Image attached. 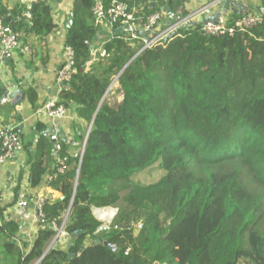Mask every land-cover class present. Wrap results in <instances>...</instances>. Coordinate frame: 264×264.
Instances as JSON below:
<instances>
[{
	"label": "trees",
	"instance_id": "trees-1",
	"mask_svg": "<svg viewBox=\"0 0 264 264\" xmlns=\"http://www.w3.org/2000/svg\"><path fill=\"white\" fill-rule=\"evenodd\" d=\"M53 1L35 0L26 10L0 6V17L17 30L27 18L28 32L42 38L57 25ZM124 1L141 21L161 8L165 12V5L177 16L183 2ZM92 4L71 0L65 9L72 23L64 46L74 51V72L57 102L67 108L75 103L77 115L92 124L81 158L67 155L66 171L50 183L61 198L42 208L45 219L53 220L71 204L64 231L72 243L44 253L56 234L44 223L22 256L10 242L17 223L3 220L4 250L16 253L15 264L40 257L39 264H264V14L261 23L231 36L203 35L201 23L189 21L139 53L136 45L112 34L101 45L109 56L92 61L98 33ZM245 14L231 13L228 21ZM115 78L121 102L111 106L103 100L99 106ZM26 96L36 109L33 88ZM51 151L50 138L40 135L30 152L31 187L42 181ZM153 165L164 171L157 181H131L134 171ZM97 177L126 186L96 194L86 182ZM102 220H142L143 228L137 234L102 232ZM77 230L85 232L73 235ZM96 239L116 244L117 251L91 245Z\"/></svg>",
	"mask_w": 264,
	"mask_h": 264
},
{
	"label": "crops",
	"instance_id": "crops-1",
	"mask_svg": "<svg viewBox=\"0 0 264 264\" xmlns=\"http://www.w3.org/2000/svg\"><path fill=\"white\" fill-rule=\"evenodd\" d=\"M21 1L0 0V6L11 10L16 4L21 7L24 4H20ZM69 1L71 0H56L51 3L57 25L45 37L39 38L28 32L30 22L26 18L18 31L21 33L22 45L27 46L29 51L18 49L12 58L0 64L1 94L5 89L11 90L14 88L20 89L22 92L19 110H16L15 106L14 108L11 107L12 102L10 99L5 103L0 100V124L17 128L24 144V150L21 153L8 160L5 165L0 166V187L3 194L0 226L3 220L17 223L18 230L10 238V242H14L19 247L22 256L30 250L37 236V231L41 227V224L36 223L33 217L36 199L42 194L51 195L52 198L49 201L61 198L58 191L45 185V177L51 172L50 170L54 164L53 141H51L52 151L47 160L48 170H46L39 185L30 186V152L34 149V143L40 135L49 138L53 133H57L63 144L64 152L69 156L74 155L81 151L83 141L91 126L89 122L77 115L75 103L68 107L67 117L60 120L49 117L40 110L49 101H59L60 88L56 82V72L63 60L64 38L68 21L65 9L69 7ZM154 1L156 4V0ZM208 1L210 0H183L182 6L176 9L177 16L175 14L174 16L179 17L178 15H182L184 12L193 13ZM25 3L27 9L30 3L28 1ZM242 5H248L252 12L259 11L264 14V7L260 6V0H242ZM216 11H218V8L213 6L210 13L205 12L197 15L189 21L198 22L200 19H207L209 15H213ZM165 13L167 15L166 22H168L170 16L167 11ZM230 14L229 11L227 16ZM19 20L20 18L17 17L15 22ZM110 32L111 28L107 24L101 26L98 30L95 47L91 51L92 61L98 56L95 51L101 47ZM30 87L37 94L36 109L32 108L26 96V90ZM118 87L117 81H114L103 98L111 106H116L123 98L122 91H118ZM82 135L84 136L83 141L81 140ZM20 194H24L28 201V205L24 209L17 206ZM71 243L72 238L66 232L57 237L54 235L46 245L44 253L52 247L66 249ZM16 258V253L4 250L0 240V263L15 264Z\"/></svg>",
	"mask_w": 264,
	"mask_h": 264
},
{
	"label": "built area",
	"instance_id": "built-area-1",
	"mask_svg": "<svg viewBox=\"0 0 264 264\" xmlns=\"http://www.w3.org/2000/svg\"><path fill=\"white\" fill-rule=\"evenodd\" d=\"M26 1L32 3L35 0H22V3L19 2L20 4L24 3L21 7H26ZM210 1L205 3L201 8L195 10L193 13L186 14L182 17H176L171 23L166 22L167 15H165L166 13L162 8L160 11H155L149 14L144 21H141L140 18L135 15L133 8L130 10L128 4L124 0H92L91 15L93 23L98 30L105 24L111 28V32L106 40H108L112 34L120 35L121 38L129 42L130 46L133 47L136 45L138 50L137 53H139L145 48L166 41L172 36L174 30H177L182 25L186 26L190 19L205 13L208 8H212L216 3L222 0H213L212 3H209ZM228 19L229 16H227V14L218 16L215 23L208 18L202 19L203 21L200 28L201 33L203 35L231 36L235 32L247 31L253 26L261 23L263 15L260 12H251L233 20L231 23H229ZM18 49H22L26 52L29 51L27 46L24 47L22 45L21 33L13 27L12 21L0 17V64L12 58ZM95 52L99 57L109 56V53H107L102 47L98 48ZM73 72L74 51L70 46H64L63 60L56 72V82L60 90L66 86V83L70 80ZM114 81H116V78L112 83H114ZM8 101L9 99L7 97L1 98L2 103ZM15 109L19 110L17 106H15ZM40 110L49 117L59 120L64 119L68 115V108L63 104H58L54 101L47 102ZM49 138L54 142L53 150L55 151V157L52 170L45 177V185L47 186H50V183L58 174L64 173L67 169V154L64 152L63 144L60 141L58 134L53 133ZM85 143L86 137L83 141L81 151L73 156L80 154L81 158ZM23 150L24 144L22 138L15 128L0 124V166L5 165L8 160L13 159ZM51 198V195L42 194L36 199L34 203L35 213L33 217L34 221L38 224L51 223L52 227L56 230L55 236L57 237L65 233L64 226L67 223L71 211V204L61 213L58 219L46 220L42 208ZM2 201L3 194L0 187V212ZM27 205L28 201L25 195L20 194L17 206L24 209ZM142 228V220L129 221L126 224L118 223V221L107 222L102 220L99 226V230L102 232L111 230H130L133 234L139 233ZM129 251V247H126L124 253L127 255ZM41 259L42 257L36 259L32 264H39Z\"/></svg>",
	"mask_w": 264,
	"mask_h": 264
},
{
	"label": "water",
	"instance_id": "water-1",
	"mask_svg": "<svg viewBox=\"0 0 264 264\" xmlns=\"http://www.w3.org/2000/svg\"><path fill=\"white\" fill-rule=\"evenodd\" d=\"M213 0H211L209 3H212ZM151 4L152 6H155V1L151 0ZM216 8H218V11H216L213 15H209L208 19L211 20L212 22H216V19L218 16L222 15V14H227L229 11L230 13H240V12H245L247 13H251L252 9L248 6V5H242V0H222L218 3L215 4ZM165 9L168 12L170 19L169 20H173L176 17L174 16L173 13L170 12V10L167 8V5H165ZM207 13L211 12V8H208L206 10ZM202 19L198 21V23H202ZM72 23L71 18L68 19L67 21V26H69ZM182 28L185 27V25L181 26ZM177 30H174L172 32V35H174L176 33ZM112 84V83H111ZM2 95L3 97H7L8 99L11 100L13 105H16L19 108L20 102H21V97H22V92L20 91V89L14 88V89H5L2 91ZM106 95V94H105ZM104 95V96H105ZM104 98V97H103ZM103 98L99 104V106L101 105ZM98 106V107H99ZM90 124H92V122H90ZM88 134V132H87ZM87 134H86V138H87ZM85 146V145H84ZM84 149V148H83ZM78 171L76 172V179H75V188L78 182ZM84 230H77L74 232L73 235H80L82 233H84ZM99 243H103L104 245L108 246L110 249H112L113 251H117L118 247L116 244L113 243H109L108 241L104 240V239H96L95 241L91 242V245L94 244H99ZM83 249V246L80 248V250Z\"/></svg>",
	"mask_w": 264,
	"mask_h": 264
},
{
	"label": "rangeland",
	"instance_id": "rangeland-1",
	"mask_svg": "<svg viewBox=\"0 0 264 264\" xmlns=\"http://www.w3.org/2000/svg\"><path fill=\"white\" fill-rule=\"evenodd\" d=\"M164 174L163 170L158 169L157 165L149 166L141 171H134L130 179L135 183L149 184L157 181ZM90 191L96 194H105L112 191L123 190L126 184L122 181H115L105 177H97L86 182ZM239 264H248L242 260Z\"/></svg>",
	"mask_w": 264,
	"mask_h": 264
}]
</instances>
